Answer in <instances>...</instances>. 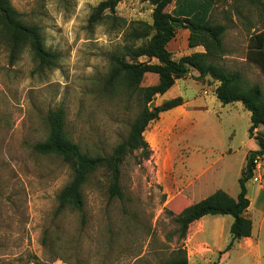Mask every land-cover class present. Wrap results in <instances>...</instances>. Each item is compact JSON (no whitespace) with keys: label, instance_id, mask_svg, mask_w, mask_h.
<instances>
[{"label":"rangeland","instance_id":"374dc122","mask_svg":"<svg viewBox=\"0 0 264 264\" xmlns=\"http://www.w3.org/2000/svg\"><path fill=\"white\" fill-rule=\"evenodd\" d=\"M104 1L10 0L27 25L40 28L58 59L42 67L25 46L11 62L0 38V264H163L175 256L176 218L183 209L217 190L239 194L241 173L257 146L249 137L251 114L241 103L222 104L215 94L219 83L198 79L192 69L153 101V108L177 97L184 104L148 126V160L135 152L122 164L125 199L108 198V179L100 171L83 189L85 225L78 212H58L57 196L72 169L34 150L48 137L49 111L63 107L69 137L85 150L106 154L127 136L139 110L123 84L108 93L105 81L111 55L143 43L133 33L150 30L154 7L146 0H121L114 12H100ZM212 20L227 26V55L217 63L264 91V67L248 58L251 38L264 32V13L246 0H226L214 8ZM168 50L175 60L204 52L200 37L181 27ZM157 83V75L146 74L142 86ZM247 190L253 234L243 245L256 244L258 252L234 248L224 264H264V157ZM232 222L231 216L200 222L202 243L214 256L219 242L230 243ZM193 231L184 242L187 250L196 242Z\"/></svg>","mask_w":264,"mask_h":264},{"label":"trees","instance_id":"16d2710c","mask_svg":"<svg viewBox=\"0 0 264 264\" xmlns=\"http://www.w3.org/2000/svg\"><path fill=\"white\" fill-rule=\"evenodd\" d=\"M121 0H106L98 10L114 12ZM153 7V24L150 30L133 33V40H143L140 45L125 47L124 54L110 57L111 69L105 81V90L112 93L118 84H123L127 95L138 104V113L129 124L127 136L110 153H92L71 139L66 132V111L58 107L49 111L47 123L49 134L45 141L35 144L34 150L41 155H53L72 169L71 181L63 187L57 196L58 212L67 209L78 212L82 225L86 224V201L84 186L89 179L102 171L107 176L106 193L111 200L125 199L121 184L122 164L139 152L142 160L151 157L149 143L145 139L148 126L159 119L160 114L184 104L182 97L165 101L152 108L150 104L158 96L165 95L177 80L187 76L192 69L199 72L198 79L210 77L219 85L215 89L217 99L224 105L241 103L250 112L251 126L249 137L257 144L251 151L246 167L239 179L240 191L236 198L223 190H217L208 197L181 211L176 218L178 237L175 256L163 264H190L185 240L192 223L206 216H231V241L224 251H230L234 243L249 238L253 231V222L247 216L251 201L247 194V183L254 177V160L264 157V91L260 84L248 83L240 71H229L217 61L227 55L224 35L227 26L212 20L214 8L226 0H146ZM264 13V0H246ZM173 5L172 11L167 9ZM185 28L200 37L204 52L184 56L179 60L172 57L169 43L176 37L177 28ZM0 38L7 47L11 62L16 60L25 46H28L34 59L42 67L56 64L58 56L45 44L40 28L27 25L23 15L11 4L10 0H0ZM264 32L251 38L248 58L264 67ZM145 58L146 61H140ZM146 74L158 76V83L143 87ZM171 242L172 239H169Z\"/></svg>","mask_w":264,"mask_h":264},{"label":"crops","instance_id":"0c3cea01","mask_svg":"<svg viewBox=\"0 0 264 264\" xmlns=\"http://www.w3.org/2000/svg\"><path fill=\"white\" fill-rule=\"evenodd\" d=\"M255 148L257 149V146ZM247 192L249 194L248 190H247ZM248 194H247V196H248ZM262 196H263L262 194H260L258 196V199H260V201L262 199ZM251 205H252V202L250 204V207H251ZM248 211H249V209H248ZM248 211H247V213H248ZM204 218L192 223L189 227V230H191V228H192V230H194L193 233L196 235V242L191 246L192 248H188V250H187V247H186L187 254H188V260H189L190 264H224V263H226V260L229 257L230 252H232V250L234 248H238L241 251L247 250L250 253H252L251 251H254V250H256V253L258 252V250H257L258 245H256V244L255 245L252 244V245H250V247H248L247 245L246 246L243 245V243L245 244V243L249 242V240L252 238V235H251V237H249V238H243L241 240L236 241L234 243L233 248L230 251H228L224 254H221V255H220V253L222 251H224L227 246H225V243L223 244V242H219L220 247L217 248L218 250H216L217 253H219V255L214 256L216 254L214 249L211 248L208 243H202L203 235L205 234V229L200 230L199 224H200V222H202L204 220ZM208 233L210 235H212L211 232H208ZM252 234H253V231H252ZM211 238L212 237H210V239ZM213 239H216V238H213ZM200 244L201 245H207V246H199ZM249 248H250V250H249Z\"/></svg>","mask_w":264,"mask_h":264},{"label":"built area","instance_id":"2783aa9c","mask_svg":"<svg viewBox=\"0 0 264 264\" xmlns=\"http://www.w3.org/2000/svg\"><path fill=\"white\" fill-rule=\"evenodd\" d=\"M262 159H263V157H261V156H257V157L255 158V160H254V166H255V169L261 167V165H262Z\"/></svg>","mask_w":264,"mask_h":264},{"label":"water","instance_id":"95a60500","mask_svg":"<svg viewBox=\"0 0 264 264\" xmlns=\"http://www.w3.org/2000/svg\"><path fill=\"white\" fill-rule=\"evenodd\" d=\"M150 106L153 108V107H154V103L152 102V103L150 104Z\"/></svg>","mask_w":264,"mask_h":264}]
</instances>
